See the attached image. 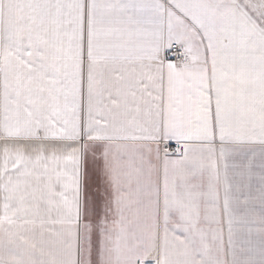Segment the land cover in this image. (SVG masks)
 Returning a JSON list of instances; mask_svg holds the SVG:
<instances>
[{"label": "snow or ice", "instance_id": "obj_1", "mask_svg": "<svg viewBox=\"0 0 264 264\" xmlns=\"http://www.w3.org/2000/svg\"><path fill=\"white\" fill-rule=\"evenodd\" d=\"M0 264H264V0H0Z\"/></svg>", "mask_w": 264, "mask_h": 264}]
</instances>
